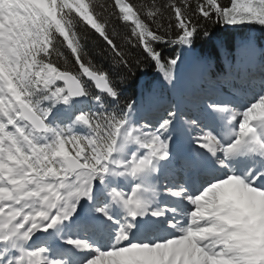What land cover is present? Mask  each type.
<instances>
[{
    "label": "snow or ice",
    "instance_id": "snow-or-ice-1",
    "mask_svg": "<svg viewBox=\"0 0 264 264\" xmlns=\"http://www.w3.org/2000/svg\"><path fill=\"white\" fill-rule=\"evenodd\" d=\"M0 264H264V0H0Z\"/></svg>",
    "mask_w": 264,
    "mask_h": 264
},
{
    "label": "trees",
    "instance_id": "trees-1",
    "mask_svg": "<svg viewBox=\"0 0 264 264\" xmlns=\"http://www.w3.org/2000/svg\"><path fill=\"white\" fill-rule=\"evenodd\" d=\"M140 2H144V3H147L149 2V0H140ZM226 40H228L229 42L233 41L235 37V34H232L230 36H225L224 37ZM196 53L198 55H208V54H213V49L211 46H208V45H198L197 48H196ZM223 65L220 61H217V67L218 69L221 68ZM155 76V72L150 70L148 72V74L142 76L139 80V84L140 85H143L145 87H149L153 84V77ZM137 91H139V88L136 89Z\"/></svg>",
    "mask_w": 264,
    "mask_h": 264
}]
</instances>
